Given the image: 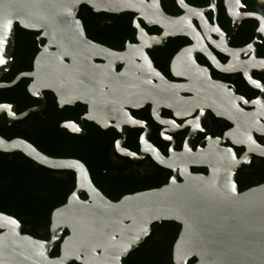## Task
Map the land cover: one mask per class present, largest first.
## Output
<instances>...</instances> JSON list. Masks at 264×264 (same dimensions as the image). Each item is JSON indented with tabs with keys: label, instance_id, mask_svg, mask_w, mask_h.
Instances as JSON below:
<instances>
[{
	"label": "flooded vegetation",
	"instance_id": "obj_1",
	"mask_svg": "<svg viewBox=\"0 0 264 264\" xmlns=\"http://www.w3.org/2000/svg\"><path fill=\"white\" fill-rule=\"evenodd\" d=\"M145 1L157 3L179 23L164 27L136 12H95L81 4L77 18L87 38L113 53L80 54L78 58L86 62L76 64L74 70L67 69L71 60L64 58L66 69L55 72L50 70L55 54H49L42 73H78L74 91L92 106L80 101L66 104L49 89L39 93L43 101L29 90L36 84L33 78L5 86L20 74L41 73L35 60L51 43L41 32L16 24L34 37L29 40L25 65L18 66L15 46L13 64L0 77V105L9 106L0 114V128L9 137L17 129L24 131L28 139L14 136L11 140L21 138L31 144L38 137L58 140L69 148L88 143L104 158L93 175L77 151H61L54 158L84 163L95 186L113 201L159 188L173 177L182 181L181 154L186 145L196 152L211 141L232 148L241 160L236 176L240 192L263 184L264 157L247 146L246 135L251 131L256 143L264 146V135L253 130L254 125L264 126V0ZM23 86L21 94L5 96ZM230 133L232 137H227ZM157 156L172 169L159 165ZM91 157V153L84 156L89 161ZM190 171L207 174L208 168ZM53 172L76 177L70 170ZM80 197L87 199V194ZM163 223L152 224L149 236L155 224Z\"/></svg>",
	"mask_w": 264,
	"mask_h": 264
},
{
	"label": "water",
	"instance_id": "obj_2",
	"mask_svg": "<svg viewBox=\"0 0 264 264\" xmlns=\"http://www.w3.org/2000/svg\"><path fill=\"white\" fill-rule=\"evenodd\" d=\"M81 4L95 12H136L164 27L179 23L157 3L148 4L145 0H0V77L13 64L16 24L41 32V37L51 41L35 60V68L41 73L20 74L5 86L20 78H33L36 84L29 90L43 101L39 93L49 89L66 104L80 101L92 106L90 100L74 91L78 73H42L49 54H55L50 67L55 72L66 69L64 58L71 60L67 69L74 70L76 64L86 62L78 58L80 54L99 57L113 53L87 38L77 18ZM50 48L57 50L51 52ZM49 81L53 82L52 87L47 86ZM7 110L9 106L0 105V114ZM231 122L240 129L237 122ZM257 127L264 126L253 127L264 135ZM246 140L253 153L264 157V146L256 143L251 131ZM0 151L21 152L43 167L76 174L74 190L65 204L51 214L48 240L22 233L23 224L18 219L0 212V264H125L127 256L150 235L152 224L162 221L181 226L173 245V264H188L193 258V264H264V183L240 192L236 176L241 160L232 148L219 141H211L196 152L186 145L181 154L182 181L173 177L159 188L118 201L109 199L95 186L88 168L79 160L48 156L21 138L7 140L0 136ZM155 158L162 167L172 169L160 156ZM191 167H206L208 173H192ZM82 193L87 194V199L80 197ZM57 246L59 255L52 257Z\"/></svg>",
	"mask_w": 264,
	"mask_h": 264
},
{
	"label": "trees",
	"instance_id": "obj_3",
	"mask_svg": "<svg viewBox=\"0 0 264 264\" xmlns=\"http://www.w3.org/2000/svg\"><path fill=\"white\" fill-rule=\"evenodd\" d=\"M14 58L18 66H24L29 54V40L33 35L27 34L15 25ZM25 91V86L13 90L5 96H14ZM4 96V94H3ZM14 131V130H13ZM12 132V131H11ZM4 128H0V135L11 140L14 136L28 139V135L17 129L9 137ZM30 140L40 151L59 157L61 151L79 152L91 171L102 165L104 160L101 153L95 151L88 143H81L78 148L63 147L61 142L52 138L38 137ZM75 152V153H77ZM74 153V154H75ZM91 153V160L85 159V154ZM73 154V155H74ZM102 167V166H101ZM74 174L60 175L53 170L43 167L23 153H4L0 151V212L18 219L24 226L23 233L34 238L48 240L50 237L51 214L54 209L62 206L75 188ZM163 225L155 224L151 236L142 245L132 251L126 258L125 264H173L172 250L181 226L173 221H164ZM68 232L64 233V236ZM59 255V246L55 247L51 256ZM195 258L188 264H193ZM70 264H78L75 261Z\"/></svg>",
	"mask_w": 264,
	"mask_h": 264
}]
</instances>
